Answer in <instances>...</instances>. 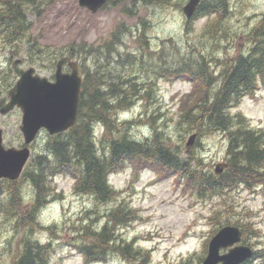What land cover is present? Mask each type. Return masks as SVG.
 I'll list each match as a JSON object with an SVG mask.
<instances>
[{
	"label": "trees",
	"instance_id": "obj_1",
	"mask_svg": "<svg viewBox=\"0 0 264 264\" xmlns=\"http://www.w3.org/2000/svg\"><path fill=\"white\" fill-rule=\"evenodd\" d=\"M37 2L0 0V25L6 28L12 42L29 28L25 7H34L39 4ZM107 3L115 8L119 5L122 13L133 17L139 16V10L144 5L167 6L175 5L176 1L108 0L104 6ZM227 3V0H201L192 17L186 19V33L194 30L193 20L211 15L202 24L200 35L211 38V41L229 36L224 25ZM140 21L143 23L141 18ZM123 32H130V28L121 23L102 46L96 47L81 40L70 44L66 50L50 53L54 63L61 57L73 59L81 53L84 56L94 55L97 59L105 58V61L92 70L82 72L74 125L65 131L47 134L42 149L31 153L18 179H0V216L7 218L11 231L17 236L10 264H49L51 244L41 243L35 234L39 228L52 230L54 225L43 226L39 213L54 197L61 196V193L53 192L52 177L56 174L73 177L74 192L91 195L97 201L107 203L114 201L119 193L110 183L109 175L130 165L134 168L147 166L158 172L161 178L170 174L183 177L184 183L203 197L219 195L240 185L252 189L264 182V130L253 127L242 112L230 111L244 96H254L264 84V12L244 34L248 49L223 59L213 57L208 49L197 50L189 44L190 50L180 52L176 49L174 58L163 62L162 51L149 49L145 54L132 51L115 57L112 54L117 43L121 42ZM141 35L144 36V32ZM123 60L138 65L139 71L147 76V71H150L155 78L184 79L191 83V89L179 98L177 122L183 125L184 131L196 132L198 138L216 132L225 134L226 166L220 174L205 170L202 158L194 148L185 150L183 156L184 150L177 145L172 146L163 137L154 118H150L151 135L137 139L132 134V128L138 119L119 120L116 117L117 111L132 104L138 95L155 99L150 81L143 80L144 86L140 85L139 78L133 75L136 73H129ZM212 61H218L217 70H213ZM111 64L121 67V71ZM96 126L104 129L98 140L94 133ZM115 131L116 135L113 134ZM196 143L199 141L196 140ZM25 183L32 188L27 207H24L22 193ZM217 214L219 212H214L211 219H215ZM104 215L107 218L99 227L82 224L71 243L82 253L84 262L100 263L115 255L124 264H150L148 249L119 234L121 227L139 218L136 208L120 200ZM216 221L219 219L216 218ZM218 224L219 227L227 224L240 227L242 238L247 233L257 235L256 230L251 232L244 218ZM253 256L257 258L260 254L254 251ZM187 260L186 263L189 258ZM252 262L248 260L244 264Z\"/></svg>",
	"mask_w": 264,
	"mask_h": 264
},
{
	"label": "rangeland",
	"instance_id": "obj_2",
	"mask_svg": "<svg viewBox=\"0 0 264 264\" xmlns=\"http://www.w3.org/2000/svg\"><path fill=\"white\" fill-rule=\"evenodd\" d=\"M37 1L38 5L25 7L30 24L27 32L20 38L12 42L7 36L6 28L2 27L3 24L0 25V106L8 101V90L18 79L20 69L31 66L36 74L53 80L55 63L50 53L66 50L70 44L81 40L96 47L102 46L121 23L129 27L130 32H123L121 35V42L117 43L112 54L115 57L132 51L145 54L149 49L162 51L163 62L174 58L176 49L180 52L190 50L189 44L197 50L208 49L213 57L223 59L248 49L244 34L264 12V0H227L224 25L229 36L211 41V38L200 35L202 24L211 15L193 20L194 30L186 33V17L182 7L188 0H175V5L167 6L144 5L139 10V16L133 17L122 13L119 5L115 8L109 3L92 13L80 7L77 0ZM142 32L144 36L141 35ZM104 59L81 53L72 60L78 62L82 75L84 70L96 68ZM217 62L212 61L213 70L218 69ZM122 63L129 73H136L133 75L136 79L139 78L140 85L144 86L143 80L150 81L155 97L152 100L138 95L132 104L117 111L116 117L119 120L138 119L132 128V134L137 139L151 135L152 117L163 137L172 146L177 145L184 150L183 156L185 150L194 148L202 158L205 170L213 172L217 163L225 162V134L216 132L198 138L196 132L184 131L183 125L177 122L179 98L192 86L188 80L155 78L150 71H147V76L139 71L138 65L125 60ZM113 68L120 71L122 69L117 65H113ZM64 70L68 71L69 67ZM230 111L242 112L253 127L264 130V84L256 90L254 96H244ZM20 124L19 108L0 114L5 146L22 145ZM103 132L104 129L100 126L95 127L96 140L101 138ZM193 132L196 136L186 149L185 144ZM47 134L46 130L39 132L32 145H29L31 153L42 149ZM113 134L116 135L117 131ZM109 179L119 193L114 201L107 203L99 202L91 195L74 192V178L69 175L56 174L52 177L53 192H59L61 196L54 197L41 209L39 220L43 226L54 225L52 230L39 228L35 234L40 242L51 244L49 264H124L115 255L100 263H86L82 253L71 246L82 224L101 226L107 218L104 212L120 200L136 208L139 218L121 227L119 234L148 249L150 264H199L206 255L207 243L213 231L224 226L219 227L218 222L238 218H244L249 223L251 232L257 231V235L247 233L241 239V244L249 245L260 254L252 260V264H264V182L256 184L252 189L240 185L224 190L219 195L203 197L189 188L183 177L170 174L167 178H161L158 172L147 166H127L111 174ZM22 193L24 207H27L32 194L29 183L23 185ZM214 212L219 214L211 219ZM6 220L7 218L0 216V264L11 263L10 257L17 242V236ZM224 251L226 249L220 250ZM188 258L189 262L186 263Z\"/></svg>",
	"mask_w": 264,
	"mask_h": 264
},
{
	"label": "water",
	"instance_id": "obj_3",
	"mask_svg": "<svg viewBox=\"0 0 264 264\" xmlns=\"http://www.w3.org/2000/svg\"><path fill=\"white\" fill-rule=\"evenodd\" d=\"M108 0H77L80 7L90 12L98 11ZM200 0H188L182 7L185 17L190 18ZM17 62V61H16ZM65 58L55 65L54 80L34 73L33 67L19 70V77L8 91V101L0 106V114L14 108L21 111L19 130L23 137L20 147L5 146L0 128V179L16 180L29 159V145L41 129L50 135L65 131L76 122L82 76L78 63L68 60V72L63 71ZM195 133H192L185 146L188 148ZM226 164L217 163L215 174H220ZM242 231L236 225H224L209 239L207 253L199 264H242L252 254V248L241 244ZM227 248L225 252H220Z\"/></svg>",
	"mask_w": 264,
	"mask_h": 264
},
{
	"label": "flooded vegetation",
	"instance_id": "obj_4",
	"mask_svg": "<svg viewBox=\"0 0 264 264\" xmlns=\"http://www.w3.org/2000/svg\"><path fill=\"white\" fill-rule=\"evenodd\" d=\"M64 64H65V63H64ZM66 64H67V63H66ZM66 64L63 66L64 69H65V67H67Z\"/></svg>",
	"mask_w": 264,
	"mask_h": 264
},
{
	"label": "bare ground",
	"instance_id": "obj_5",
	"mask_svg": "<svg viewBox=\"0 0 264 264\" xmlns=\"http://www.w3.org/2000/svg\"><path fill=\"white\" fill-rule=\"evenodd\" d=\"M9 26H11V25H9ZM6 27V26H5Z\"/></svg>",
	"mask_w": 264,
	"mask_h": 264
}]
</instances>
